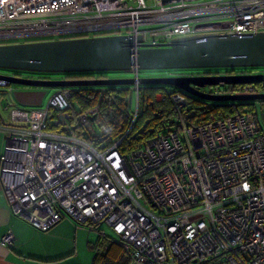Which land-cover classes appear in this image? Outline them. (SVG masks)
I'll return each instance as SVG.
<instances>
[{"label":"built area","instance_id":"obj_1","mask_svg":"<svg viewBox=\"0 0 264 264\" xmlns=\"http://www.w3.org/2000/svg\"><path fill=\"white\" fill-rule=\"evenodd\" d=\"M259 33L264 0H0V46L110 36L150 45ZM224 70L212 75L264 76V67ZM210 88L218 96L264 94V81ZM80 89H57L45 108L10 109L0 180L13 217L40 232L71 220L120 246L132 264H264L260 102L251 103L252 111L189 126L188 95L164 90L156 101L172 104L176 125L123 154L124 138L109 139L99 107L66 118ZM131 89L133 126L140 87ZM54 116L62 125L57 131ZM14 242L11 231L1 240L10 248Z\"/></svg>","mask_w":264,"mask_h":264},{"label":"water","instance_id":"obj_2","mask_svg":"<svg viewBox=\"0 0 264 264\" xmlns=\"http://www.w3.org/2000/svg\"><path fill=\"white\" fill-rule=\"evenodd\" d=\"M168 2V1H167ZM140 37L110 36L0 46V68L37 73H107L264 67V33L206 35L169 43L137 44ZM67 78V77H66ZM40 79L0 75V82L39 89L168 86L207 103L264 102V94L218 96L207 87L257 85L263 75H203L152 78ZM64 115L60 116V122Z\"/></svg>","mask_w":264,"mask_h":264},{"label":"trees","instance_id":"obj_3","mask_svg":"<svg viewBox=\"0 0 264 264\" xmlns=\"http://www.w3.org/2000/svg\"><path fill=\"white\" fill-rule=\"evenodd\" d=\"M212 74H219L218 70L207 72V75ZM93 78L92 73L73 74L68 77L69 80ZM99 78L107 77L101 75ZM164 90L179 92L178 89L168 86L140 87L139 113L133 126V104L128 100V96H132L130 87L105 88L104 92L101 88H82L74 94L72 103L77 100L83 110L99 107L111 129L109 139L124 138L120 151L127 154L139 149L146 141L176 125L177 116L172 104L156 101L157 94ZM188 97L191 105L189 126L206 125L212 115L222 114L226 118H231L245 111L256 109V105L250 103L208 105L207 102ZM259 106L263 107L264 102H260ZM53 119H57V117L54 116ZM61 127L60 124H53L52 130L57 131ZM93 251L95 255L92 264H131L129 255L120 246L116 244L109 246L107 241L102 239L97 242Z\"/></svg>","mask_w":264,"mask_h":264},{"label":"crops","instance_id":"obj_4","mask_svg":"<svg viewBox=\"0 0 264 264\" xmlns=\"http://www.w3.org/2000/svg\"><path fill=\"white\" fill-rule=\"evenodd\" d=\"M51 97L46 89L16 85L0 87V156L10 124V109L44 107ZM84 228L64 219L49 232H40L28 223L12 216L0 180V264H71L79 257L81 247L93 251L96 243L89 241ZM11 231L15 236L12 248L1 243ZM87 233V236H86Z\"/></svg>","mask_w":264,"mask_h":264},{"label":"rangeland","instance_id":"obj_5","mask_svg":"<svg viewBox=\"0 0 264 264\" xmlns=\"http://www.w3.org/2000/svg\"><path fill=\"white\" fill-rule=\"evenodd\" d=\"M225 68L218 69L220 72H225ZM207 69H175V70H170V71H140V78H152V77H166L168 75H173V77H185V76H190V75H201L203 71ZM208 70H214V69H208ZM22 73V76L24 77H31V78H41V79H51V80H60L64 79L66 77H71L73 74H64V73H37V72H29V71H16V70H10V69H1L0 68V75H7L10 73ZM134 71L130 72H107L106 75L109 76L110 78H132L134 76ZM24 74V75H23ZM75 74H81V73H75ZM103 73H92L93 76H99ZM47 91L50 92L51 97L53 94L57 91V89H46ZM132 90V89H131ZM204 92L210 93L211 88L207 87L203 89ZM50 97V98H51ZM133 97V100L131 99ZM49 98V99H50ZM48 99V101H49ZM129 103L132 102L133 104V109L132 112L134 113L136 111V98L135 95L128 96ZM47 101V103H48ZM47 103L45 104L44 108L47 106ZM208 105H213L214 103H207ZM82 106L79 104L77 100L73 101V108L70 109L69 111L65 112L66 118H75L77 113L82 112ZM55 111H53V114ZM52 123L55 124L56 120L53 119ZM69 123V122H68ZM151 210L153 208L149 207ZM88 233L87 229H83ZM86 233V236H87ZM89 241L96 243L100 237L96 233H92L89 236ZM107 244L110 246L111 244L107 242ZM94 251H91L87 246L81 247L79 257L72 261L71 264H92L93 258H94ZM132 264V263H131Z\"/></svg>","mask_w":264,"mask_h":264},{"label":"flooded vegetation","instance_id":"obj_6","mask_svg":"<svg viewBox=\"0 0 264 264\" xmlns=\"http://www.w3.org/2000/svg\"><path fill=\"white\" fill-rule=\"evenodd\" d=\"M211 70H205V71H203L202 72V74L201 75H190V76H203V75H207V72H210ZM7 75H20V76H22V73H10V74H7ZM24 75V74H23ZM170 76H172L173 77V75H168L167 77H170ZM24 77V76H23ZM41 79V78H40Z\"/></svg>","mask_w":264,"mask_h":264},{"label":"clouds","instance_id":"obj_7","mask_svg":"<svg viewBox=\"0 0 264 264\" xmlns=\"http://www.w3.org/2000/svg\"><path fill=\"white\" fill-rule=\"evenodd\" d=\"M131 88V87H130Z\"/></svg>","mask_w":264,"mask_h":264}]
</instances>
